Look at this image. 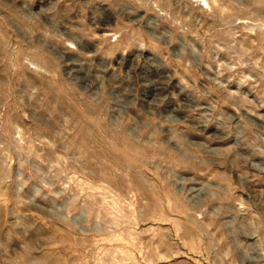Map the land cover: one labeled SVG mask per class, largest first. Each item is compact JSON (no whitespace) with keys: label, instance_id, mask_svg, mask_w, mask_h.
<instances>
[{"label":"rangeland","instance_id":"1","mask_svg":"<svg viewBox=\"0 0 264 264\" xmlns=\"http://www.w3.org/2000/svg\"><path fill=\"white\" fill-rule=\"evenodd\" d=\"M0 264H264V0H0Z\"/></svg>","mask_w":264,"mask_h":264}]
</instances>
